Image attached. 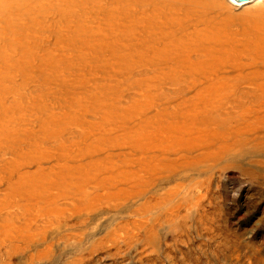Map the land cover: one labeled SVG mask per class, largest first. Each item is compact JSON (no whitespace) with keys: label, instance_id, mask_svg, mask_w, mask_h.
I'll return each instance as SVG.
<instances>
[{"label":"rangeland","instance_id":"374dc122","mask_svg":"<svg viewBox=\"0 0 264 264\" xmlns=\"http://www.w3.org/2000/svg\"><path fill=\"white\" fill-rule=\"evenodd\" d=\"M0 264H264V0H0Z\"/></svg>","mask_w":264,"mask_h":264},{"label":"bare ground","instance_id":"6f19581e","mask_svg":"<svg viewBox=\"0 0 264 264\" xmlns=\"http://www.w3.org/2000/svg\"><path fill=\"white\" fill-rule=\"evenodd\" d=\"M227 1L230 4H232L233 6H235V7H243V6L249 5L251 3H254L256 0H227ZM237 87H239V86H236L234 88V90ZM210 104H212V103L210 102ZM210 104H209V102L206 103V104L202 103V105H201L202 106V109L204 110L207 105H209V107H210ZM190 107H193V104H190ZM217 108L223 109L222 105H220ZM217 108H215V109L210 108V109L206 110V111H209V113H207V114L206 113H203V116H201V115H198L197 116V114H194L197 117L192 118L191 121L189 119L188 124L191 123L190 127H192L193 129H195V132L193 133L194 136L199 137V135H202L199 131L203 130L204 133H205V130H207L209 128L210 131H209L208 136L206 137L208 140H211V139L212 140L219 139V141L222 142L223 146H228V143L227 142H228L229 128H230V126L232 124H235L236 125V122L238 121V115L236 114V117L235 116H227V115H225V116L218 115ZM192 112H193V110H192ZM199 114H200V112H199ZM187 120L184 119L183 122L184 121H187ZM253 130H256V128H250L249 130L245 131V133L246 132H250V131L252 133ZM234 138H236V140H237L239 137L238 136L233 137L232 138V141H234ZM235 142H237V143H235L237 145L238 144H241L243 142V139L240 138V140L235 141ZM200 146H202V147L205 146L206 150L209 151L210 149H212V148L215 147V144L213 145V143H208V144L205 145V144H203V142H201L200 143ZM216 155L217 154H215V156H213V157H216ZM200 158H206L207 159L208 156H200Z\"/></svg>","mask_w":264,"mask_h":264}]
</instances>
